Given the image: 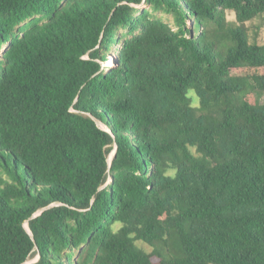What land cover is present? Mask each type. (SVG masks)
<instances>
[{
    "label": "trees",
    "instance_id": "trees-1",
    "mask_svg": "<svg viewBox=\"0 0 264 264\" xmlns=\"http://www.w3.org/2000/svg\"><path fill=\"white\" fill-rule=\"evenodd\" d=\"M263 15L0 0V264H264Z\"/></svg>",
    "mask_w": 264,
    "mask_h": 264
},
{
    "label": "rangeland",
    "instance_id": "rangeland-1",
    "mask_svg": "<svg viewBox=\"0 0 264 264\" xmlns=\"http://www.w3.org/2000/svg\"><path fill=\"white\" fill-rule=\"evenodd\" d=\"M158 16H161L162 18H164L167 22H169L170 24L173 25V17L171 15L168 14H163V13H159L157 14ZM228 15V19L230 21H235V15L232 12H227ZM248 28H250V32H249V42L251 44H255V43H264V15L255 19L252 22H249L247 24ZM104 68H106V70H108L109 66L108 65H104ZM100 125V127H102L103 129L106 130L105 126L102 125L101 123H98ZM114 158V154L110 157V164L112 162ZM120 225V224H119ZM137 245L145 250L146 252H152L153 248L144 244V243H137ZM35 260L30 261L27 264H32L34 263Z\"/></svg>",
    "mask_w": 264,
    "mask_h": 264
},
{
    "label": "water",
    "instance_id": "water-1",
    "mask_svg": "<svg viewBox=\"0 0 264 264\" xmlns=\"http://www.w3.org/2000/svg\"><path fill=\"white\" fill-rule=\"evenodd\" d=\"M37 262V259L34 261V263H36ZM33 264V263H32Z\"/></svg>",
    "mask_w": 264,
    "mask_h": 264
}]
</instances>
